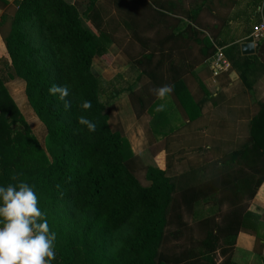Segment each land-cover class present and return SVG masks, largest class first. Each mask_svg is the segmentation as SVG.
<instances>
[{
	"label": "trees",
	"instance_id": "1",
	"mask_svg": "<svg viewBox=\"0 0 264 264\" xmlns=\"http://www.w3.org/2000/svg\"><path fill=\"white\" fill-rule=\"evenodd\" d=\"M212 2L0 0V186H33L57 233L52 264H239L233 254L242 231L255 235L254 251L264 258V217L249 210L264 183V103L249 119L248 135L235 138L225 117L213 130L210 112L202 114L207 100L188 88L194 68L221 48L198 21L207 9L225 22ZM103 44L127 58L134 79L126 91L136 115L151 116L149 146L164 142L163 167L143 165L111 124L94 65ZM227 48L223 54L247 83L257 58L240 56L238 43ZM17 81L41 137L11 93ZM52 84L68 86L69 110L49 95ZM164 84L173 85V96L149 92ZM83 100L91 101L89 110L79 107ZM159 104L164 111L155 110ZM81 115L96 123L95 132L77 123Z\"/></svg>",
	"mask_w": 264,
	"mask_h": 264
},
{
	"label": "crops",
	"instance_id": "2",
	"mask_svg": "<svg viewBox=\"0 0 264 264\" xmlns=\"http://www.w3.org/2000/svg\"><path fill=\"white\" fill-rule=\"evenodd\" d=\"M6 1L12 4L15 0ZM226 2L229 5L221 7L219 0H213L212 4L214 5L211 6L212 11L225 14V22L218 23V16H213L207 9H203L198 16V21L202 23L200 26L207 27V30H205L206 35L214 36L215 42L222 49L238 43V54L240 56H255L258 61L256 69H251V73H246V83L232 66L227 71L213 76L209 62L204 61L194 68L193 78H188V88L195 99L207 100L202 108V114L206 115L210 112L211 122L215 124L213 130L219 131V121L222 123V118L225 117L227 126L225 129L235 131V133L241 131L244 137L248 135L249 119L256 113L260 104L264 103V36L259 40H254L252 37L254 27L259 21L264 20V0H235L234 2L226 0ZM1 13L0 9V16ZM184 21L187 20L184 19ZM196 27L200 29L198 26ZM244 42L254 43V51L251 54L242 53L240 44ZM0 44L1 56L5 52L1 37ZM194 47L195 49L199 48L197 44ZM227 53L236 59V51L227 48ZM248 83L251 86L248 87ZM171 94L169 96L174 95ZM222 103L224 104L222 105ZM199 131L205 132L204 127ZM126 137L130 142L129 137L127 135ZM249 210L264 217V183L260 185L256 195L250 201ZM255 245L254 234L246 231L239 232L235 241L234 262L239 264H264V258L254 251Z\"/></svg>",
	"mask_w": 264,
	"mask_h": 264
},
{
	"label": "clouds",
	"instance_id": "3",
	"mask_svg": "<svg viewBox=\"0 0 264 264\" xmlns=\"http://www.w3.org/2000/svg\"><path fill=\"white\" fill-rule=\"evenodd\" d=\"M172 91L171 84L149 89L160 100ZM48 93L58 97L66 111L71 108L67 85L52 84ZM79 107L86 111L92 103L83 100ZM165 108L166 105L159 104L155 110L162 112ZM77 123L88 132L96 131V123L83 115L77 118ZM11 179L17 180L18 176L12 175ZM56 239L57 233L51 230L33 186L24 181L0 186V264H52L56 259Z\"/></svg>",
	"mask_w": 264,
	"mask_h": 264
},
{
	"label": "rangeland",
	"instance_id": "4",
	"mask_svg": "<svg viewBox=\"0 0 264 264\" xmlns=\"http://www.w3.org/2000/svg\"><path fill=\"white\" fill-rule=\"evenodd\" d=\"M94 65L100 75V99L103 102H110V121L112 126L122 130L129 137L132 149L140 155L143 165L163 167L165 151L161 150L164 147V142L158 143L156 140H152L151 146H149L150 142L146 134L147 121L150 120L151 116L146 113L138 117L126 91L128 86L131 85L132 79H134V74L130 70L126 56L114 44H103L98 51L97 57H95ZM145 81L146 79L143 78L140 83ZM10 87L14 99L26 116L31 128L37 136L41 137L43 128L26 101L23 83L13 82ZM114 91L117 94L110 96ZM236 136H238L237 138H242L243 133L241 131L235 133V138ZM235 138L233 137V139ZM137 176L142 183H146L142 169L137 171Z\"/></svg>",
	"mask_w": 264,
	"mask_h": 264
},
{
	"label": "built area",
	"instance_id": "5",
	"mask_svg": "<svg viewBox=\"0 0 264 264\" xmlns=\"http://www.w3.org/2000/svg\"><path fill=\"white\" fill-rule=\"evenodd\" d=\"M264 36V20L262 19L253 29L252 37L254 40H259ZM210 68L213 76L219 75L221 72L227 71L231 65L225 57L221 48H217L214 55L209 60Z\"/></svg>",
	"mask_w": 264,
	"mask_h": 264
},
{
	"label": "water",
	"instance_id": "6",
	"mask_svg": "<svg viewBox=\"0 0 264 264\" xmlns=\"http://www.w3.org/2000/svg\"><path fill=\"white\" fill-rule=\"evenodd\" d=\"M242 53L251 54L254 51V43L253 42H244L240 44Z\"/></svg>",
	"mask_w": 264,
	"mask_h": 264
}]
</instances>
